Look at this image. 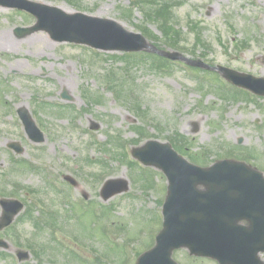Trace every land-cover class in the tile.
Wrapping results in <instances>:
<instances>
[{
  "label": "rangeland",
  "instance_id": "rangeland-1",
  "mask_svg": "<svg viewBox=\"0 0 264 264\" xmlns=\"http://www.w3.org/2000/svg\"><path fill=\"white\" fill-rule=\"evenodd\" d=\"M31 1L112 19L148 45L211 68L148 48L102 51L57 42L42 29L16 33L33 27L35 16L0 5V197L24 202L14 226L0 230L9 243L0 248V264H135L154 244L167 188L160 169L130 156L146 140L167 141L194 163L232 158L264 174V97L236 91L212 68L264 77V0ZM23 106L42 142L24 133L16 112ZM10 141L23 151L9 149ZM112 179L128 188L103 200L104 181ZM68 191L87 201L69 202ZM16 248L29 258L18 261ZM173 258L216 264L185 249Z\"/></svg>",
  "mask_w": 264,
  "mask_h": 264
},
{
  "label": "water",
  "instance_id": "water-1",
  "mask_svg": "<svg viewBox=\"0 0 264 264\" xmlns=\"http://www.w3.org/2000/svg\"><path fill=\"white\" fill-rule=\"evenodd\" d=\"M0 5L23 9L36 16L35 26L16 28L17 33L45 29L56 41L84 43L104 50L148 47L142 35L127 31L114 20L84 13L67 14L58 7L30 0H0ZM151 50L169 59L206 66L200 60L187 59L177 52L153 46ZM217 69L232 83L264 95V77L223 66ZM18 114L29 137L42 141V134L27 109L19 108ZM9 147L22 150L16 142L9 143ZM132 155L145 165L161 169L168 182L162 206V228L156 235L155 245L142 253L136 264H176L171 255L180 247L188 248L194 255L215 258L220 264H259L256 253L264 251V175L261 171L232 159L199 166L179 155L169 143L157 140H148L133 148ZM127 188L125 180H108L101 189V196L106 200ZM0 204L2 229L11 223L22 204L14 199H1ZM243 219L248 220L249 226L239 225ZM7 246L0 239V247ZM17 255L22 260L29 257L28 252L21 250Z\"/></svg>",
  "mask_w": 264,
  "mask_h": 264
},
{
  "label": "bare ground",
  "instance_id": "bare-ground-1",
  "mask_svg": "<svg viewBox=\"0 0 264 264\" xmlns=\"http://www.w3.org/2000/svg\"><path fill=\"white\" fill-rule=\"evenodd\" d=\"M65 10H67V9H65ZM9 39H11V38H9V37H6V40L8 41V42H10V40ZM64 84V83H63Z\"/></svg>",
  "mask_w": 264,
  "mask_h": 264
},
{
  "label": "flooded vegetation",
  "instance_id": "flooded-vegetation-1",
  "mask_svg": "<svg viewBox=\"0 0 264 264\" xmlns=\"http://www.w3.org/2000/svg\"><path fill=\"white\" fill-rule=\"evenodd\" d=\"M261 258H262V260H263V262H264V256H262Z\"/></svg>",
  "mask_w": 264,
  "mask_h": 264
}]
</instances>
